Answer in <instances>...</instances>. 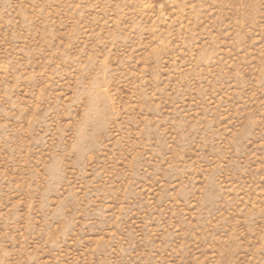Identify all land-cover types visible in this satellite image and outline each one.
I'll return each instance as SVG.
<instances>
[{
	"label": "rangeland",
	"instance_id": "1",
	"mask_svg": "<svg viewBox=\"0 0 264 264\" xmlns=\"http://www.w3.org/2000/svg\"><path fill=\"white\" fill-rule=\"evenodd\" d=\"M0 264H264V0H0Z\"/></svg>",
	"mask_w": 264,
	"mask_h": 264
}]
</instances>
